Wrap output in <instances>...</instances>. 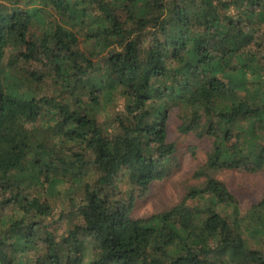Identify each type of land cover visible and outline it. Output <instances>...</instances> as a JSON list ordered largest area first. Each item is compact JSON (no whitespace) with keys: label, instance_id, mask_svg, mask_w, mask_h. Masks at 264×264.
<instances>
[{"label":"trees","instance_id":"16d2710c","mask_svg":"<svg viewBox=\"0 0 264 264\" xmlns=\"http://www.w3.org/2000/svg\"><path fill=\"white\" fill-rule=\"evenodd\" d=\"M171 116L197 182L133 217L118 172L145 194L179 165ZM225 170L264 175V0H0V264H264V193L242 213Z\"/></svg>","mask_w":264,"mask_h":264},{"label":"rangeland","instance_id":"374dc122","mask_svg":"<svg viewBox=\"0 0 264 264\" xmlns=\"http://www.w3.org/2000/svg\"><path fill=\"white\" fill-rule=\"evenodd\" d=\"M43 63L31 62L28 65L30 70H36L40 68ZM48 68V64H46ZM50 87V86H49ZM122 99L116 98L110 102L106 108V114L113 115L114 111L122 109ZM102 111L101 114H104ZM103 119V115H100ZM177 120L173 116L169 120V133L168 138L170 140L179 141L180 156L179 165L172 168L170 174L162 180L154 181L150 184L147 192L141 193L136 188H133L131 183L126 177V171L120 170L115 180L116 192H114V198H125L133 192L136 193L137 198L135 200L134 207L132 208L131 215L133 217L148 216L153 212L160 211L164 208L175 204L183 195L185 186L188 184H194L197 181L193 178L192 174L196 167L203 161L205 151L208 147L207 142L199 141L194 136H180L176 131ZM190 145L195 146V153H191ZM91 173L88 176H84L82 182L89 181L93 183L95 174ZM218 177L223 179L229 188L236 194L239 199V207L242 213L252 203L257 202L264 193V175L262 172H246L242 170H225L218 174ZM70 183V182H69ZM65 183L60 187V193L50 197L53 206V214L46 220L50 222V229H54L56 226L61 225V228L68 226L70 220L67 217L68 214L74 215L76 213L75 220H78L76 206L83 198L82 188L69 189L71 184ZM58 216L60 218H58ZM52 217L54 218L52 220ZM86 262V260H85Z\"/></svg>","mask_w":264,"mask_h":264}]
</instances>
